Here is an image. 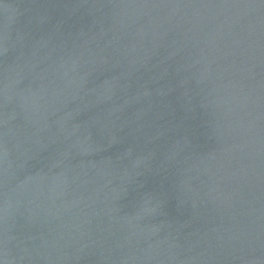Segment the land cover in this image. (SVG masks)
<instances>
[{
  "label": "water",
  "instance_id": "95a60500",
  "mask_svg": "<svg viewBox=\"0 0 264 264\" xmlns=\"http://www.w3.org/2000/svg\"><path fill=\"white\" fill-rule=\"evenodd\" d=\"M0 264H264V0H0Z\"/></svg>",
  "mask_w": 264,
  "mask_h": 264
}]
</instances>
